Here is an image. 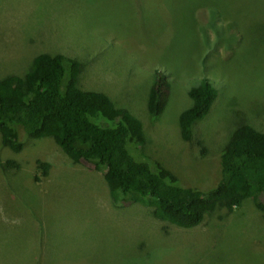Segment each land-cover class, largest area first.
I'll return each instance as SVG.
<instances>
[{"label":"rangeland","instance_id":"rangeland-1","mask_svg":"<svg viewBox=\"0 0 264 264\" xmlns=\"http://www.w3.org/2000/svg\"><path fill=\"white\" fill-rule=\"evenodd\" d=\"M40 52L80 61L78 86L138 118L137 155L180 185L212 186L236 125L264 131V0H0V77L22 74ZM155 70L169 90L151 116ZM202 76L216 96L185 142L177 117L189 105L191 78ZM18 139L16 153L0 143V264H264V211L250 198L176 227L149 206H113L102 172L73 164L50 138L18 131ZM38 159L48 163L45 175Z\"/></svg>","mask_w":264,"mask_h":264},{"label":"trees","instance_id":"trees-1","mask_svg":"<svg viewBox=\"0 0 264 264\" xmlns=\"http://www.w3.org/2000/svg\"><path fill=\"white\" fill-rule=\"evenodd\" d=\"M79 70L75 57L40 52L22 74L1 76L2 146L19 152L18 131L33 139L50 138L73 164L87 163L102 172L113 206H149L156 219L180 228L198 225L215 209L226 215L246 198L264 211V131L247 123L236 125L217 156L212 186L200 190L180 185L163 165L137 155L144 142L140 120L105 93L78 86ZM153 76L146 110L156 116L166 105L169 82L162 71L155 70ZM189 85V105L177 117V135L185 142L216 96L207 76L193 77ZM4 163L17 166L11 159ZM36 167L43 175L48 171L45 161L36 160Z\"/></svg>","mask_w":264,"mask_h":264}]
</instances>
